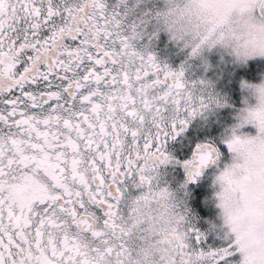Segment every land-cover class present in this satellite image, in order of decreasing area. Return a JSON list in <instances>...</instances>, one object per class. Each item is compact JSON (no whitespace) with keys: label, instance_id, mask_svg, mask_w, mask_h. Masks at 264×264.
Here are the masks:
<instances>
[{"label":"snow or ice","instance_id":"1","mask_svg":"<svg viewBox=\"0 0 264 264\" xmlns=\"http://www.w3.org/2000/svg\"><path fill=\"white\" fill-rule=\"evenodd\" d=\"M0 264H264V0H0Z\"/></svg>","mask_w":264,"mask_h":264}]
</instances>
